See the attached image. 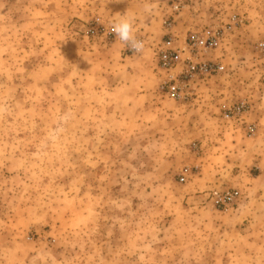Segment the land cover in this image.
<instances>
[{
	"label": "rangeland",
	"instance_id": "obj_1",
	"mask_svg": "<svg viewBox=\"0 0 264 264\" xmlns=\"http://www.w3.org/2000/svg\"><path fill=\"white\" fill-rule=\"evenodd\" d=\"M126 11L143 53L110 31ZM143 13L0 0V264H264V0L188 1L180 41L230 27L189 102L159 91L165 10ZM243 99L251 112L224 118Z\"/></svg>",
	"mask_w": 264,
	"mask_h": 264
},
{
	"label": "built area",
	"instance_id": "obj_2",
	"mask_svg": "<svg viewBox=\"0 0 264 264\" xmlns=\"http://www.w3.org/2000/svg\"><path fill=\"white\" fill-rule=\"evenodd\" d=\"M189 0H156L157 6L165 10L162 21L166 28L164 39L156 50V67L161 74L159 91L173 100L189 102L197 96L198 81L217 75L223 70L221 61L211 58L222 43L225 29L230 27H207L200 31H190L181 41L172 27L178 15L188 5ZM233 23L236 16L233 15ZM143 40L142 38H140ZM144 41V40H143ZM145 43V42H144ZM128 53H133L125 48ZM255 57L264 71V40L256 44ZM252 110L247 100L232 103L224 111L226 119H243ZM246 133L252 135L255 131L253 124H247ZM184 181V178H180ZM239 196V191H226L217 200V204L230 203ZM220 202V203H219Z\"/></svg>",
	"mask_w": 264,
	"mask_h": 264
},
{
	"label": "clouds",
	"instance_id": "obj_3",
	"mask_svg": "<svg viewBox=\"0 0 264 264\" xmlns=\"http://www.w3.org/2000/svg\"><path fill=\"white\" fill-rule=\"evenodd\" d=\"M151 11V9H146ZM137 22L136 15H129L128 12L118 14L111 22L110 31L115 34V37L125 48L133 53H143L145 45L144 41L136 36L135 25Z\"/></svg>",
	"mask_w": 264,
	"mask_h": 264
},
{
	"label": "crops",
	"instance_id": "obj_4",
	"mask_svg": "<svg viewBox=\"0 0 264 264\" xmlns=\"http://www.w3.org/2000/svg\"><path fill=\"white\" fill-rule=\"evenodd\" d=\"M151 1L152 0H137V5L139 7H141L142 12L144 11V13L142 14L143 15L142 16L143 18L141 17L140 19L143 21L147 17L146 18V20H147L146 24L148 23V20L152 18V14L156 11V7H157L156 2L155 1L154 2H151ZM145 6H146V8H145ZM149 8L151 10L154 8L153 10H155V11H153V10L151 12L146 11V9H149Z\"/></svg>",
	"mask_w": 264,
	"mask_h": 264
}]
</instances>
